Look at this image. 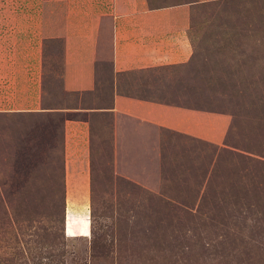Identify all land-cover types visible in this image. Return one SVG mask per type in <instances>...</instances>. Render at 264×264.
I'll use <instances>...</instances> for the list:
<instances>
[{
  "label": "rangeland",
  "instance_id": "1",
  "mask_svg": "<svg viewBox=\"0 0 264 264\" xmlns=\"http://www.w3.org/2000/svg\"><path fill=\"white\" fill-rule=\"evenodd\" d=\"M102 12L0 0V264H264V0L195 10L192 69L210 57L229 72L133 93L226 112L219 143L155 129L134 147L123 128L140 124L97 111L106 83L63 89L64 51ZM65 117L85 118L87 135L65 139Z\"/></svg>",
  "mask_w": 264,
  "mask_h": 264
},
{
  "label": "crops",
  "instance_id": "2",
  "mask_svg": "<svg viewBox=\"0 0 264 264\" xmlns=\"http://www.w3.org/2000/svg\"><path fill=\"white\" fill-rule=\"evenodd\" d=\"M212 1L216 0H99L102 14L112 21L110 66L104 71L103 62L96 57L98 17L94 23L89 21L88 26L83 24L79 28L81 40L71 39L73 44L64 51L63 89L90 91L95 83H112V107L108 110L113 116L141 125V129L123 128L134 147L141 144L142 137L154 134L155 129L219 143L228 126L229 117L224 113L132 96L134 91L148 92L149 83H183L189 78L196 83L195 78L200 79L198 69L193 75L189 69L195 62L191 28L198 5ZM75 34L72 32L71 36ZM137 83H143V88ZM121 84L127 89L120 93L117 89ZM24 88L23 85V91ZM128 89H133L130 94ZM21 103H25L24 99ZM84 119H64L65 139L87 135L89 123ZM83 151L81 148L80 152ZM77 165L83 180L84 156Z\"/></svg>",
  "mask_w": 264,
  "mask_h": 264
},
{
  "label": "trees",
  "instance_id": "3",
  "mask_svg": "<svg viewBox=\"0 0 264 264\" xmlns=\"http://www.w3.org/2000/svg\"><path fill=\"white\" fill-rule=\"evenodd\" d=\"M218 1V0H216ZM212 2H215V1H212ZM208 3V2H207ZM111 18H108V20L104 21V20H101L100 19V22H99V27H98V31H97V38H96V57H97V61H99V59L103 62V64L106 66H102L104 71L106 70V67L110 66V63H111V32H112V21L110 20ZM196 56V53L194 52V56H193V59H195L194 57ZM218 59L219 58H210V57H207L205 60H204V63L206 65L203 66V69L200 70V73L199 74H202L204 72V76H205V79L207 82H212V76L214 75H217L218 73L220 75H224L223 72H229L227 70H225L224 67L222 66H219L220 64H218ZM221 61V59H219ZM105 61L107 63H105ZM217 63V66L213 65L214 63ZM105 67V68H104ZM192 69V67H189V69ZM230 68H233L232 66ZM229 69V68H228ZM192 71L194 72V74L197 72H195V69H192ZM216 71H219V72H216ZM233 74V72H230ZM201 79V78H200ZM196 83H199V80L196 81ZM105 89H106V92H107V96H108V104L107 106L105 107H101V109H104L103 112L105 113H108V114H111V112L108 110L112 107V95H113V86L112 85H108L106 83L105 85ZM132 96H137V95H132ZM137 97H142V96H137ZM148 97V96H147ZM148 99H151V98H148ZM152 100V99H151ZM162 100V98H161ZM219 101L216 102V101H212L213 105H215V107L217 105H220L222 106L223 103L221 101V98L218 99ZM197 108H200V109H206V110H215L214 107H210L209 109L206 108V107H200L198 106ZM65 110H69L68 108H64ZM226 109V105L222 108V110H225ZM221 110V109H220ZM66 111V112H67ZM226 113V112H224ZM67 118V117H65ZM62 119V121L60 120V125L63 126V121L64 119Z\"/></svg>",
  "mask_w": 264,
  "mask_h": 264
}]
</instances>
